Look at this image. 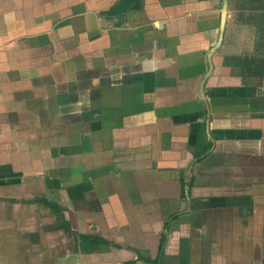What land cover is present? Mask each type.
Returning <instances> with one entry per match:
<instances>
[{
	"label": "crops",
	"instance_id": "obj_1",
	"mask_svg": "<svg viewBox=\"0 0 264 264\" xmlns=\"http://www.w3.org/2000/svg\"><path fill=\"white\" fill-rule=\"evenodd\" d=\"M122 1L0 0V264H264V0Z\"/></svg>",
	"mask_w": 264,
	"mask_h": 264
},
{
	"label": "trees",
	"instance_id": "obj_2",
	"mask_svg": "<svg viewBox=\"0 0 264 264\" xmlns=\"http://www.w3.org/2000/svg\"><path fill=\"white\" fill-rule=\"evenodd\" d=\"M130 5H133V7L138 8V7H140V0H123L122 3L114 9V12L118 11V10L119 11L126 10L127 7ZM47 203H49V202H47ZM49 205L52 207L54 206V204H52V203H49ZM55 209H58V208H56V206H55ZM84 238L89 242H91V241L92 242H104V240L102 238H98V237L84 236ZM163 243H164V236L162 235L161 239H160V243H159V254H161V251L163 248ZM149 263H151V262H149Z\"/></svg>",
	"mask_w": 264,
	"mask_h": 264
}]
</instances>
